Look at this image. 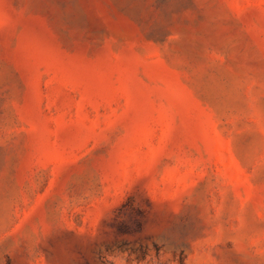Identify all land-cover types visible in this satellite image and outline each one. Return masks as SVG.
Masks as SVG:
<instances>
[{"label": "rangeland", "instance_id": "rangeland-1", "mask_svg": "<svg viewBox=\"0 0 264 264\" xmlns=\"http://www.w3.org/2000/svg\"><path fill=\"white\" fill-rule=\"evenodd\" d=\"M0 264H264V0H0Z\"/></svg>", "mask_w": 264, "mask_h": 264}]
</instances>
